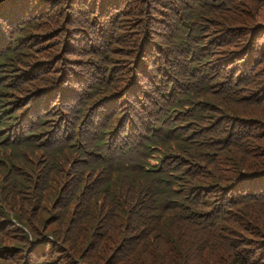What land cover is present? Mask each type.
I'll list each match as a JSON object with an SVG mask.
<instances>
[{"label":"trees","instance_id":"trees-1","mask_svg":"<svg viewBox=\"0 0 264 264\" xmlns=\"http://www.w3.org/2000/svg\"><path fill=\"white\" fill-rule=\"evenodd\" d=\"M76 1L0 0V223L7 222L0 225V264L5 250L10 255L16 247L19 256L9 257L16 264H264V0L241 7L231 0H188L174 7L173 24L164 32L153 19L160 10L168 12L165 0L152 9L147 4L139 15L119 14L118 5L116 18L97 25ZM107 1L114 7L127 0ZM87 2L93 15L104 8L100 0ZM135 9L143 11L140 3ZM62 14L53 29L72 25L97 37L92 65L99 59L103 64L109 37H118L114 31L122 19L134 15L123 31L124 38H134L135 45L126 47L129 56L136 53L134 62L147 64V72L151 64L173 62L172 79L184 99L172 101L154 125L128 124L136 139L123 149L122 167L106 141L107 110L99 99L84 110L67 108L59 124H50L44 116L56 102L49 97L53 87L13 95L22 81L19 71L7 73L18 43L4 50L13 39L8 32L56 23ZM168 17L161 18L170 22ZM227 29L237 33L228 39ZM183 58L193 59L178 60ZM74 75L72 82H79L81 73ZM65 96V104L72 103L77 90L71 87ZM182 104L186 112L177 109ZM183 113L186 122L175 125ZM208 118L214 119L203 122ZM193 121L201 123L187 135L172 131ZM146 147L159 151L160 162L166 158L160 169L172 157L182 172L162 175L140 164ZM25 148L30 152L21 157ZM24 160H36L35 169ZM86 161L88 171L79 167ZM16 222L8 246L7 230ZM159 248L161 255L149 260Z\"/></svg>","mask_w":264,"mask_h":264},{"label":"rangeland","instance_id":"rangeland-1","mask_svg":"<svg viewBox=\"0 0 264 264\" xmlns=\"http://www.w3.org/2000/svg\"><path fill=\"white\" fill-rule=\"evenodd\" d=\"M188 0H165L168 7V12L159 11V14L153 19V26L164 32L163 28L170 29L173 24L172 18L175 8L182 5ZM231 2L236 7L244 6L249 3L248 0H231ZM137 3L141 4L143 11H137L135 5ZM100 4H104V8H100L94 15L91 13L92 8L87 0H77L76 8L83 9L86 5V10H80L85 14L91 24H95L102 19L116 18L118 16L113 14L115 7H118L119 14H143L144 9H146L147 4L152 9V4L155 6L156 0H127L124 2L119 1L117 5L111 7L107 0H100ZM22 4L18 3V7ZM262 16L264 18V3L261 6ZM168 15L166 18L170 20L167 22L164 20V15ZM172 14V15H171ZM132 16L130 21L134 23L136 21V16ZM64 14L58 18V21L51 24L36 26L33 28H25L19 32L13 34V31L18 29H13L8 32V34L13 38L7 43V48L4 50L9 51L10 45L14 42H18L15 48H11V51L15 53L14 63L15 66L11 68L7 73L11 75L13 70L20 72V80L22 81V90L16 92L13 95L23 96L24 94L32 95L38 87H53V96H49L55 105L51 107L50 113L45 115L46 122L50 124H59L62 117L65 115V111H69L67 108L77 110L79 107L83 110L90 107L94 101L98 100L101 106H104L107 110L106 117L102 121V126L106 128L107 139L109 145L113 147L112 154H117L119 159L120 167L123 166L125 161L123 156V149L126 147H131L135 142L136 135L133 130L128 129L129 123L134 124L136 127L141 123L146 125H154V119L161 116L169 109V104L173 101L175 103L182 102L184 97L182 96V90H180L173 81V62L163 60L155 64H151V69L149 72L143 71L147 64L134 62L136 53L129 56V51L126 47L134 46V38L128 37L124 38L123 31L129 30L133 25L129 20L122 19L121 24L114 31L115 35L118 37H109L110 41L107 44V55L101 65V59H99L98 65H92L93 52H96L98 46L96 41L97 37L90 33V31H81L79 28L73 29L72 25L65 26L61 24L58 28L53 29L58 22L63 20ZM164 21V22H163ZM76 25V24H75ZM77 26V25H76ZM97 33V30H96ZM237 33L236 29H227L225 36L230 39L231 36ZM224 36L221 37L223 39ZM130 41H133L130 42ZM121 46V49H114ZM79 57L86 59L81 60ZM103 58V57H102ZM193 58H183L178 59L186 63L188 60ZM195 60V59H194ZM171 64V66H170ZM80 65V66H75ZM82 68V69H80ZM80 72L82 78L79 82H72L74 78V72ZM31 73H36V77L30 75ZM145 77V78H144ZM144 81L142 84H137L136 82ZM173 81L169 85V81ZM161 83L159 86L157 83ZM164 84H167L173 91V98L165 91ZM125 84L128 87H125ZM62 86L63 96L57 99V89ZM73 87L77 90V96L72 103H66L65 92L67 89ZM169 92V93H170ZM166 93V95H165ZM107 96V97H105ZM105 97V98H103ZM107 98L111 99L109 104H104ZM13 99V98H11ZM181 99V100H180ZM177 109L186 110L185 105ZM94 106L90 108V111H94ZM186 112V111H185ZM184 114H181L179 120H177L175 125L184 124L186 122ZM172 119L171 115H167ZM43 118V117H42ZM214 118H208L203 122L212 121ZM149 121V123H148ZM118 122H120L118 124ZM201 122L193 121L187 124L181 130H172L174 132H179L181 134L187 135L190 131L198 126ZM127 128L125 130L124 128ZM179 129V128H177ZM28 137L24 134L22 141L26 144L28 142ZM32 141V137L29 138ZM30 144L31 143H27ZM167 148V147H166ZM30 152V149L25 148L21 152V157L25 156ZM147 154H144V161L140 164L149 163L151 167H156L160 169L162 163L166 158L160 162L157 155L159 151H155L150 147H146ZM173 153L178 155L177 152ZM140 155H143L142 153ZM31 159H35V155H32ZM40 159V158H39ZM31 166V169H35L36 160L27 161ZM174 161V160H173ZM177 164V161H175ZM172 162V157H168V163L166 168H162L159 172L163 175L165 173H178L182 172L183 167L176 165ZM80 168L88 171L90 169L89 162L86 161L79 165ZM172 171V172H170ZM206 196L213 197V192H207ZM94 197V196H93ZM213 200V202H215ZM46 217V216H45ZM7 222H2L0 225L5 226ZM17 222L14 226L7 230V234L10 238L7 241V245L11 246L13 238V229L17 226ZM43 240L37 241L34 244H40ZM161 246L166 249V256L168 254L167 246L161 243ZM7 253L5 250V258L3 260L4 264H16L9 260V257H18V249L16 247ZM26 253V252H25ZM161 255V250L156 249L147 255L149 260L152 261L155 257ZM146 258V256L142 257Z\"/></svg>","mask_w":264,"mask_h":264}]
</instances>
